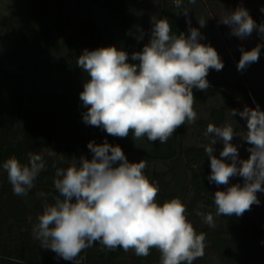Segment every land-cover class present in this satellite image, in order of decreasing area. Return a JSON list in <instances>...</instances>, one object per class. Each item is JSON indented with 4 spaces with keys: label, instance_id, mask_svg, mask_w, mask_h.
I'll list each match as a JSON object with an SVG mask.
<instances>
[{
    "label": "trees",
    "instance_id": "1",
    "mask_svg": "<svg viewBox=\"0 0 264 264\" xmlns=\"http://www.w3.org/2000/svg\"><path fill=\"white\" fill-rule=\"evenodd\" d=\"M213 12L229 7L235 0H207ZM0 0V264H160V253L151 249L147 257L117 247L108 250L98 242L83 250L76 261H67L41 247L33 237L45 203H54L57 168H66L72 158L91 159L90 141L119 145L129 162L147 161L144 174L159 186L156 197L161 205L180 198L187 209V219L198 234L203 233L205 253L193 264H264V192H258L259 205L242 216H217L213 195L229 185L210 183V159L204 146L211 137L204 133L209 123H231L241 137L246 134V120L239 115L245 106L259 105L264 111V46L259 61L238 71L240 48L251 50L264 45L257 31L243 40L221 24L229 50L217 42L215 25L203 0L195 5L183 0L187 17L174 6V0H16L12 13H4ZM225 3V4H224ZM247 5L257 24L264 23V0ZM167 18L172 34L189 35L191 27L202 34L199 41L213 46L224 67L209 70L206 91L193 89L197 120L176 129L166 143L150 142L146 137L134 140L132 133L120 138L83 121L79 94L87 73L77 66L84 49L115 46L129 54L142 51L151 38V17ZM206 25L200 27L198 21ZM220 21V20H218ZM143 33L142 38H139ZM139 38V39H138ZM236 109L237 115H231ZM240 136L232 143L239 158L247 159L250 147ZM223 143L213 145L219 158ZM29 154H39L45 169L26 196L13 193L2 164L15 156L28 162ZM229 162L230 161H226ZM243 185V178H231L230 185ZM43 194V195H42ZM197 211L211 213L214 226L203 222Z\"/></svg>",
    "mask_w": 264,
    "mask_h": 264
},
{
    "label": "clouds",
    "instance_id": "2",
    "mask_svg": "<svg viewBox=\"0 0 264 264\" xmlns=\"http://www.w3.org/2000/svg\"><path fill=\"white\" fill-rule=\"evenodd\" d=\"M195 5L197 0H188ZM183 0H174L182 8ZM260 11L264 13V7ZM151 38L142 51L129 54L115 46L84 49L77 66L89 79L83 84L79 98L87 109L83 121L102 128L108 135L125 138L132 133L134 140L146 137L148 141L166 143L177 128L197 120L193 89L206 91L210 69L220 71L224 62L210 44H202L198 28L189 24V35L172 34L169 20L151 17ZM198 21L200 27L206 25ZM222 24L231 28V34L244 39L253 31L264 38V23L257 24L243 6L227 13ZM143 33L139 38H142ZM138 38V39H139ZM240 48L238 71H244L259 61L261 47ZM232 109L231 115H237ZM246 120V134L241 137L231 123L215 126L209 123L204 133L211 137L204 146L210 159V183L229 185L214 195L216 215L242 216L251 207L260 204L258 192H264V111L245 106L239 111ZM240 136L250 147L247 159L239 158V150L232 143ZM221 141L219 158L213 145ZM87 148L91 159L73 157L66 168H57L54 189L58 193L54 203H45L33 237L41 247L56 253L67 261H76L79 254L95 243L108 250L117 247L132 250L136 256L147 257L151 249L160 253V264H193L205 253V235L198 234L187 219V209L180 198L157 202L159 186L144 174L147 161L129 162L119 145L90 141ZM226 161H230L226 162ZM13 193L26 196L34 181L45 169L39 154H29L23 164L15 156L2 164ZM243 178V185H230L233 177ZM43 195V194H42ZM203 222L214 226L211 213L197 211Z\"/></svg>",
    "mask_w": 264,
    "mask_h": 264
},
{
    "label": "rangeland",
    "instance_id": "3",
    "mask_svg": "<svg viewBox=\"0 0 264 264\" xmlns=\"http://www.w3.org/2000/svg\"><path fill=\"white\" fill-rule=\"evenodd\" d=\"M1 2V7L4 13H12L13 9H15L16 0H1ZM203 2L215 25L217 31V42H219L224 49L229 50L228 40L224 33V29L221 27L220 21L218 20L223 19L227 13H231L237 7L243 6L244 8H246L247 5L252 6V0H235V2L231 1L229 7H225L224 5L220 6L219 13L217 12V14L213 12L207 0H203Z\"/></svg>",
    "mask_w": 264,
    "mask_h": 264
}]
</instances>
